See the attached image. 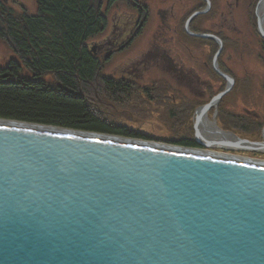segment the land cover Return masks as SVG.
<instances>
[{"label": "water", "instance_id": "obj_1", "mask_svg": "<svg viewBox=\"0 0 264 264\" xmlns=\"http://www.w3.org/2000/svg\"><path fill=\"white\" fill-rule=\"evenodd\" d=\"M24 124L0 123V264H264V166Z\"/></svg>", "mask_w": 264, "mask_h": 264}, {"label": "rangeland", "instance_id": "obj_2", "mask_svg": "<svg viewBox=\"0 0 264 264\" xmlns=\"http://www.w3.org/2000/svg\"><path fill=\"white\" fill-rule=\"evenodd\" d=\"M93 1L105 26L88 42L91 49L93 45L101 46L96 51L102 67L100 79L86 84L82 91L91 109L138 134L134 139L151 145L180 147L178 141H188L195 148L264 160V152L256 147H208L197 139L195 130L200 107L211 103L228 86L217 72L221 71L233 83L202 116L222 133L250 143L264 142V37L257 23V7L263 0ZM0 4L15 12L33 15L37 11L34 0H0ZM133 6L143 8L140 17ZM128 19L135 25L141 21L143 27L129 47L119 50L112 47L109 40L114 41L109 35L115 25L121 26ZM154 45L157 48L152 51L165 49L181 72L172 71L170 65L153 63L147 65L140 79L128 82L120 74L121 69ZM13 59L18 61L8 43L0 38V68ZM22 69L23 76H27ZM102 77L123 79L128 86L111 91L101 82ZM45 79L53 82L51 76Z\"/></svg>", "mask_w": 264, "mask_h": 264}, {"label": "trees", "instance_id": "obj_3", "mask_svg": "<svg viewBox=\"0 0 264 264\" xmlns=\"http://www.w3.org/2000/svg\"><path fill=\"white\" fill-rule=\"evenodd\" d=\"M34 1L37 11L33 15L15 12L0 4V38L18 57V61L9 60L0 68V118L125 137L139 136L104 119L89 107L82 94L86 84L100 79L101 63L88 46L105 26L96 2ZM133 9L140 17L143 8L133 6ZM140 22L135 25L128 19L121 26L115 25L116 32L122 33V48L140 34L143 27ZM155 48L154 45L121 69L120 73L130 79H126L128 82L140 79L147 65L153 63L170 65L172 71L181 72L165 49L152 51ZM22 68L28 72L27 76H23ZM46 76L53 77V82H48ZM101 82L111 91L128 86L123 79L110 77H102ZM178 145L195 146L188 141H178Z\"/></svg>", "mask_w": 264, "mask_h": 264}, {"label": "bare ground", "instance_id": "obj_4", "mask_svg": "<svg viewBox=\"0 0 264 264\" xmlns=\"http://www.w3.org/2000/svg\"><path fill=\"white\" fill-rule=\"evenodd\" d=\"M263 9H264V2H261L257 7V15L261 20L262 27L264 28ZM0 123L1 124L4 123L7 125H21L22 123H26L24 125L27 127H35V125H36L35 123H31V122H24V121H18V120H12L11 121L10 119H3V118H0ZM55 127H57V126H55ZM60 128H62V127H59V129ZM64 129H68V128H64ZM195 130L197 131V139L199 141H202L208 147L209 146L210 147L211 146L212 147L218 146V147H222L225 149L226 148L240 149L239 147L233 146V144H231V143H234V141H236L234 135H232L230 133H223L222 135H224V137H221L220 135H218L219 133H221V131L218 130L212 122L208 121L207 118H205V116H201V119H199L197 124H195ZM60 132H63V130ZM86 132L89 133V136H98V137H104V138H112L111 136H113V135H108L106 133H101V132H93V131H86ZM82 135L85 136L86 134H82ZM263 136H264V134H263ZM114 138H118V137H114ZM131 138H129V140H130V142H132L134 144H140V145H147L148 146V143H146V142H142L140 140L134 139V137H131ZM236 139L241 140V141L245 140V139H240L238 137H236ZM149 145H151V144H149ZM152 146L155 147L156 145H152ZM178 146H180V147H172V146L171 147H169V146L165 147L163 145L160 147L165 148V149H170V150H177L178 152H182L185 154L207 156L210 158L229 160V161H239V162H247V163L249 162V163L257 164L260 166H264V160H254V159L245 158L242 156H235V155L222 153V152L219 153V151L214 152V151H210V150L204 149V148H195V147L187 148V146H184V145H178ZM243 146H245V148H248V149H254V150L261 149V151L264 152V147L263 148L260 147V148L255 149L254 146H251V145H248V146L243 145ZM156 147H159V146H156ZM205 148H207V147H205Z\"/></svg>", "mask_w": 264, "mask_h": 264}, {"label": "flooded vegetation", "instance_id": "obj_5", "mask_svg": "<svg viewBox=\"0 0 264 264\" xmlns=\"http://www.w3.org/2000/svg\"><path fill=\"white\" fill-rule=\"evenodd\" d=\"M137 15V14H136ZM131 33V32H130ZM121 34L122 33H118V32H116V29H115V26H114V29H113V31L111 32V34L109 35V36H111V40H113L114 41V43H112V41H110L109 40V42L111 43V44H114L112 47H117L119 50L120 49H124V48H122L121 46H122V43H120L122 40H120V38L122 37L121 36ZM127 35H130L129 34V32L127 33ZM125 38V37H124ZM108 39V38H107ZM125 41V40H124ZM99 47H101V46H99V45H93V48H92V51L94 50V52H95V56L98 58V55L99 54H97V51L96 50H99ZM120 74H122V73H120ZM123 75V74H122ZM124 76V75H123ZM124 77H127V76H124Z\"/></svg>", "mask_w": 264, "mask_h": 264}]
</instances>
